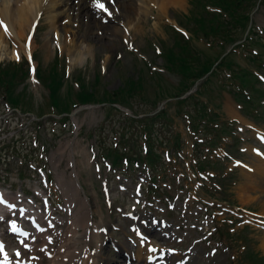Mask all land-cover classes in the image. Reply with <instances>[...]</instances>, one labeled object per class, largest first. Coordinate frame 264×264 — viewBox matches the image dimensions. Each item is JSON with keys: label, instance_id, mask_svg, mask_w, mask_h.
<instances>
[{"label": "rangeland", "instance_id": "obj_1", "mask_svg": "<svg viewBox=\"0 0 264 264\" xmlns=\"http://www.w3.org/2000/svg\"><path fill=\"white\" fill-rule=\"evenodd\" d=\"M262 1L260 3L259 0H252L249 10L250 27L256 32L253 35L254 43H250L249 51H236L231 58L236 66L249 68L264 77V71L256 69L251 61L250 65L247 58V55L252 57L262 52L258 43V36L264 38V0ZM191 3L192 0H184L181 8L170 7L167 10L168 16L165 17L158 18L155 13L148 14L142 27L136 22L131 28L120 27L122 33L113 36L115 45L112 47L107 46L105 42L97 45L90 41L93 44L91 51H87L88 54L82 62H77L75 67L72 65V57L63 47L65 35L52 27L45 13H36V20L32 28L26 31L25 39L18 41L5 34L0 48V69H12L13 65L22 64V69L26 70V64L22 60L30 59L31 55L34 61L32 59L30 66H37L39 70L46 71L56 63L58 56V71L64 72L68 77L59 93L63 102H67V90L72 96L78 90L79 82L76 79L79 76L83 77L85 84L90 87L94 75L99 74L100 84L97 91L101 92L103 88L113 91L121 86L123 79H136L139 71L144 68L143 62L151 66L152 70L161 71L162 61L155 55V48L172 45L174 34L169 27L180 25L187 31V37L192 36L189 31V28L193 27L192 17L200 13L201 9ZM0 7L2 10V5ZM123 21L124 19L121 20L122 24ZM0 25L6 30L5 22L2 21ZM58 25L60 28L64 23ZM32 30L34 33L31 35ZM245 34L246 31L237 29L233 36L243 39ZM70 39L68 36V40ZM26 41L30 42L29 51L24 49ZM32 42L36 47L33 54L30 53ZM192 43L197 49L207 48L202 39H193ZM103 45L109 49L103 48ZM83 46L86 45H82V48ZM164 75L168 82H176L175 77L166 73ZM217 84L218 77L213 80L209 86L211 91L206 92V95L211 96L212 101L216 103L214 109L218 106L219 110H216L222 115L223 122L236 123L230 125V132L220 139L219 148L213 154H208L207 159L214 163L213 169L207 168L204 172L211 174L212 177L209 178L206 174L203 176L196 171L194 137L185 117L175 115L174 99L166 102V106L170 104L167 108L168 118L164 120L166 128L156 125L154 134L164 144L157 149L162 158L160 163L155 164V176L151 179V172L144 171V166L137 168L135 165L129 170L127 165H119L114 166L118 171H108L100 159L101 153L113 147L134 149L137 153L140 152L141 156L145 153L144 138L139 140L140 133L136 130V125L124 123L122 113L110 111V116H107V104L91 103L86 107L73 109L66 115L68 121H62L61 117L52 114L44 116L40 120L41 126L35 127L30 120L32 115L49 111L48 91L43 82H37L32 75L29 80L17 84L14 88V95L26 90L27 103L23 105L26 112L24 114L8 111V105L2 97L4 92L0 88V189L30 201L43 213L48 209L50 201L53 205V208L49 209L50 216L65 220L73 215L67 210V202L68 197L75 194L78 187L74 178V175H77L80 190L76 192L75 197L80 195V198H87L91 210H101V215L94 212L93 220L96 222L102 218L106 223L107 228L102 235L106 254L114 260H120L122 264L125 260L133 259L128 260V254L124 253L121 245L129 247L128 251L133 253L139 250L130 264H142L146 255H141V248L136 247V241L140 239L137 232L144 237L139 231L141 227L154 231L160 226L159 230L169 235L172 232L174 238L171 242L169 235L161 236L157 233L151 237L146 235L145 240L148 239L149 243L160 247L159 249H167L164 250L166 253L171 251L172 254V251L180 250L186 254L194 252L190 264H264V231L254 221L259 217L264 221V182L255 181V176L264 177V166L258 160L257 170L260 172V169H263L262 174L250 172L249 175L246 170L230 161L231 157H236L247 165L254 166L257 162L251 153L243 155L239 149L245 144H255V132L251 128L258 127L264 131V114L258 113L259 109L250 108V117L258 116L259 120L254 121L243 116L239 103L225 90H220ZM258 86L264 90V86ZM148 90V94L152 95V88L148 87ZM202 99L206 100L205 97ZM131 103L133 109L139 113L143 109H150L148 106L139 105L137 101L131 100ZM176 133L180 134L181 138L178 154L171 146L166 145V141L172 139ZM213 136L214 134H211L209 137ZM138 145L140 147H137ZM166 151L170 154L169 158L164 155ZM207 153V147H201L198 154L203 157ZM207 163L204 162V165ZM251 174L253 179L249 178ZM76 209L77 204L72 210ZM129 214V217L126 216ZM54 225L57 231L64 230L62 223L55 222ZM7 229L5 223L0 225L7 255L17 260L18 254L16 255L14 249H18L22 254L27 252L28 256L29 250L24 251L18 238L21 247H16L18 241ZM50 235L53 236L54 233ZM59 241V236L53 238L50 249H56ZM114 244L119 246V250ZM139 245L141 246L140 241ZM38 253L41 254L40 251ZM143 253L146 254L147 251L144 249ZM176 255L177 253L173 256ZM254 255L259 259L250 260ZM1 257L0 253V259ZM169 257L162 255V258ZM42 262L48 264L49 260L42 257Z\"/></svg>", "mask_w": 264, "mask_h": 264}, {"label": "trees", "instance_id": "obj_2", "mask_svg": "<svg viewBox=\"0 0 264 264\" xmlns=\"http://www.w3.org/2000/svg\"><path fill=\"white\" fill-rule=\"evenodd\" d=\"M252 0H192V5H198L201 9L200 13L192 17L193 27L189 28L192 37L185 38L183 35L173 31V43L171 46H163L160 57L162 58V70L166 74L176 78L175 83L168 82L165 75L153 71L147 64L139 71L136 79L127 77L123 79L121 86L113 91L102 89L97 91L100 84L99 74L94 75V79L89 87L81 77L78 80V90L72 96L67 90V102H63L59 93L64 85L63 73L57 70L58 59L56 63L49 69L47 73L38 70L39 79L49 88V105L48 108L54 110L57 115L69 114L72 107L88 105L91 103L107 104L106 115L110 116V111H117L113 104H118L131 111L134 117H128L122 114L125 124L136 125V130L139 131V137L142 139L144 134L147 144L146 155L143 157L151 168L154 164L160 161L161 157L156 151L155 144H160L156 135V127L166 128L165 119L168 118L167 108L170 104L160 112L154 114L158 106L167 100H175L177 117L185 115L188 119L190 128L193 132H198L200 128L205 139L203 143L214 148L220 141L221 135L228 131L227 122H220V113L214 109L215 102L212 97L206 95V92L211 91L209 86L215 78L218 77V88L225 90L242 106L244 115L249 114L250 108L259 109L258 113H264V90L258 85L261 84L257 76L249 69L236 66L232 61V54L235 50L248 51L250 43H254L255 29H251L246 40L235 47L222 61L212 70L215 63L234 43L242 40L234 38L233 34L237 29L246 31L250 21V6ZM263 2V1H262ZM261 2V3H262ZM216 8L217 12L209 11L208 8ZM186 17V16H185ZM191 21V19H190ZM202 38L207 44L206 49H197L192 41L193 39ZM258 43L262 52L259 55L250 57L249 61L257 65V68H264V41L258 36ZM212 53V54H211ZM23 63H26L23 61ZM227 72L224 74L223 72ZM209 76L203 80L197 91L187 97L179 99L187 93L192 86L206 74ZM28 78V71L22 69V64L19 66L13 65L12 69H0V88L5 93L6 101L11 107L18 108L24 100L23 94L14 95V88L17 84L22 83ZM148 87L152 88V95L148 94ZM70 93V94H69ZM205 97L206 100H203ZM215 97V96H214ZM216 98V97H215ZM71 100L74 101L71 103ZM131 100L137 101L139 105L150 107L149 110L143 109L139 113L133 109ZM71 103V104H70ZM45 112L37 115L41 119ZM151 114H154L151 116ZM257 117V116H256ZM64 116V120H68ZM39 123H36L38 125ZM158 124V125H157ZM157 125V126H156ZM216 125V128H214ZM214 132L212 139H206L208 134ZM125 138V134L122 135ZM180 135L176 134L172 142L174 147H178L180 143ZM168 141V140H167ZM126 140H124V143ZM162 145V142H161ZM107 156L112 157L114 165H118L123 159L131 162V159H141L140 154H135L133 149L130 153L127 151L113 148L107 150ZM201 162L198 163L199 169H202Z\"/></svg>", "mask_w": 264, "mask_h": 264}, {"label": "bare ground", "instance_id": "obj_3", "mask_svg": "<svg viewBox=\"0 0 264 264\" xmlns=\"http://www.w3.org/2000/svg\"><path fill=\"white\" fill-rule=\"evenodd\" d=\"M97 3L105 5L107 11L99 9L96 6ZM0 5H2L0 22L3 21L7 24L6 30L0 25V48L5 34L11 35L18 41L25 39L26 31L28 28H32L36 20V13L42 12L46 14V18L52 27L65 35L63 47L72 57V65L75 67L77 62H82L84 56L88 54L87 51H91L90 47H93V44L90 41H94L97 45L105 42L107 46L112 47L115 45L113 36L122 33L120 27L131 28L135 22L139 27H142V23L145 22L144 19L148 14L155 13L158 18L165 17L170 7L181 8L184 5V0H0ZM122 19H124L123 24L121 23ZM59 23H64L63 27L58 28ZM68 36L71 37L70 40H68ZM33 42L31 54L36 48ZM82 45L86 46L82 48ZM106 45H103V48L108 50L109 47ZM45 48L47 49V44ZM261 164L264 166L262 161ZM75 167L74 164V171ZM74 171L73 173L76 174ZM252 176L253 174H251ZM251 177L249 178L253 179ZM74 178L78 187L75 194L68 197L67 202V210L73 215L65 220L53 219L49 212H41L30 201H25L20 196L5 198L6 193L0 190V221L3 220L4 222L5 215L7 219L11 218L9 220L11 233H16L24 251L29 250L30 252L27 256V252L22 254L17 249L18 257L21 258L18 262L44 264L42 257H46L49 260L48 264H122L120 260H114L107 256V249L104 248L105 241L102 240L104 229L107 228L106 223L102 218L96 222L93 220L94 212L101 215V210L99 208L96 211L91 210L87 198H80V195L75 197L80 188L77 175H74ZM261 180L264 182V177L258 178V181ZM75 204H77L76 211L72 210ZM18 217L24 219L28 226L18 227L15 222ZM54 221L62 223L64 230H55ZM47 229L53 231L54 237H60L56 249H50L49 244L52 242L53 236L47 233ZM171 233L170 235H172ZM157 234L161 235L162 232L158 231ZM140 244L143 245L141 242ZM148 245L152 244H146V246ZM121 247L124 253L128 254V260L131 258L134 260L133 257L139 253V250L137 253H133L128 251L129 247L123 245ZM262 247L264 249V241ZM0 250L5 253V249L1 248ZM143 250L140 249L141 255H147V253H143ZM146 260H151V256H144L142 264H146L144 263ZM179 260L181 257L176 255L167 264ZM18 262H11V258L5 253L0 264H17ZM123 263L126 264L127 260ZM149 264L153 263L150 262Z\"/></svg>", "mask_w": 264, "mask_h": 264}, {"label": "snow or ice", "instance_id": "obj_4", "mask_svg": "<svg viewBox=\"0 0 264 264\" xmlns=\"http://www.w3.org/2000/svg\"><path fill=\"white\" fill-rule=\"evenodd\" d=\"M99 9H102V10H104V11H107V8L105 7V5H103V4H99V3H97V5H96ZM110 14V13H109ZM0 23H2V22H0ZM17 58H19V57H17ZM0 247H2V246H0ZM18 254V253H17Z\"/></svg>", "mask_w": 264, "mask_h": 264}, {"label": "water", "instance_id": "obj_5", "mask_svg": "<svg viewBox=\"0 0 264 264\" xmlns=\"http://www.w3.org/2000/svg\"><path fill=\"white\" fill-rule=\"evenodd\" d=\"M195 89H196V86H194V88H193V90H192V91H194ZM192 91H191V92H192ZM187 94H189V93H187ZM160 108H161V107H160Z\"/></svg>", "mask_w": 264, "mask_h": 264}]
</instances>
